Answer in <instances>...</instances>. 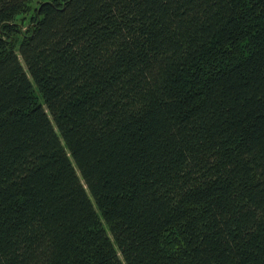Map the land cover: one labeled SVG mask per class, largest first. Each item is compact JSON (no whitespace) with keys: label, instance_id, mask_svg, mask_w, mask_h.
Returning a JSON list of instances; mask_svg holds the SVG:
<instances>
[{"label":"trees","instance_id":"obj_1","mask_svg":"<svg viewBox=\"0 0 264 264\" xmlns=\"http://www.w3.org/2000/svg\"><path fill=\"white\" fill-rule=\"evenodd\" d=\"M0 264H264V0H0Z\"/></svg>","mask_w":264,"mask_h":264},{"label":"rangeland","instance_id":"obj_2","mask_svg":"<svg viewBox=\"0 0 264 264\" xmlns=\"http://www.w3.org/2000/svg\"><path fill=\"white\" fill-rule=\"evenodd\" d=\"M35 5H36V4L34 3V6H33V7H35Z\"/></svg>","mask_w":264,"mask_h":264}]
</instances>
